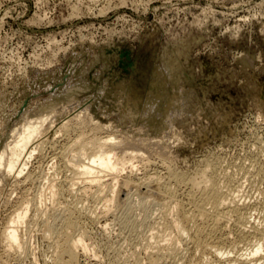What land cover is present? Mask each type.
Masks as SVG:
<instances>
[{
	"label": "rangeland",
	"instance_id": "374dc122",
	"mask_svg": "<svg viewBox=\"0 0 264 264\" xmlns=\"http://www.w3.org/2000/svg\"><path fill=\"white\" fill-rule=\"evenodd\" d=\"M61 125L67 126L66 134ZM30 126L41 130L29 141L30 155L17 164L23 175L0 182V264H54L56 232L50 216L74 206L80 218L75 234L85 233L88 244L80 264H150L151 248L175 241L179 252L167 256L165 250L160 264H228L225 258L237 257L264 262V251L244 255L255 247L252 235L264 233V0H0L4 162L15 157L10 153L14 141ZM109 136L122 142L115 147L126 162L119 181L130 177L145 185L125 191L117 186L112 212L97 220L105 197L75 171L76 164L88 160L64 150L72 139ZM69 157L75 169L64 165ZM169 165L186 177L209 168L206 177L196 176L198 187L216 175L225 193L245 202L252 235L245 238L230 221L217 234L224 240L219 255L198 250L189 235L179 238L163 220L159 193L145 190L148 180L170 181ZM102 175L103 182L110 180L108 173ZM170 188L178 202H185V187L170 182ZM129 198L132 214L141 220L132 231L123 225L122 204ZM24 203L31 207L19 227L20 243L10 245L3 234ZM182 208L177 205L171 216L181 218ZM143 209L151 217L148 227ZM93 212L97 215L91 218ZM155 230L161 238L153 237Z\"/></svg>",
	"mask_w": 264,
	"mask_h": 264
},
{
	"label": "bare ground",
	"instance_id": "6f19581e",
	"mask_svg": "<svg viewBox=\"0 0 264 264\" xmlns=\"http://www.w3.org/2000/svg\"><path fill=\"white\" fill-rule=\"evenodd\" d=\"M57 109V106L56 105H53L52 106V109H53V112L55 111L54 109ZM51 109V111H52ZM62 112V111H61ZM33 121V120H32ZM39 122V121H38ZM30 124V123H29ZM32 124V122H31ZM30 124V125H31ZM41 124V123H39ZM43 124V123H42ZM62 124V123H61ZM64 124V123H63ZM33 125V124H32ZM40 128H41V125H39ZM60 127V131L63 132V134H66L67 131H68V128L66 125H61L59 126ZM70 127V126H69ZM30 129L28 130V132H24L23 135L20 136L19 139H17L16 141H14L15 143L13 144L14 145V148L12 147L11 149L13 150L12 152L10 151V153L14 154L15 157H12L8 160H5L6 162H4V157L2 158V160H0V182L3 183V184H6L11 178L13 177H18L19 175H23V169H22V164L24 165V163L21 164V168H17V166L19 165L20 161L21 160H25L23 158V156L25 154H28L30 155V152L28 153V145H29V141L31 138H33V136L35 137V134L38 133L39 129L38 127H29ZM43 130V129H42ZM70 130V129H69ZM48 131V130H47ZM59 131V130H58ZM43 133V132H42ZM41 133V134H42ZM48 133V132H47ZM40 134V132H39ZM62 134V135H63ZM44 135V134H43ZM40 136V135H39ZM46 136V135H45ZM80 136V135H78ZM83 136V135H82ZM37 137V136H36ZM42 137V135H41ZM63 137H65L63 135ZM110 137V136H109ZM105 137V138H93L92 140L90 141H84L83 139L80 141V140H69L67 142V145H66V150H64L65 152H71L70 154H75V152L77 151V153H79V157L80 158H84L86 157L88 160L87 163H81L80 165L78 164H73L71 165V163L69 162L71 160V162L73 161L72 159H70L73 155H70L71 157H69L67 163L68 164H64V165H68V166H72L74 168V165L76 166V169L75 170L76 172H78L76 175H80L81 177H86L89 181V183L91 182L92 184L91 185H94L93 183L96 184V186L98 187L97 189L100 190L99 193H103L101 197H103L104 195V199H102L97 193H93L94 195H97L98 197L97 198H101V200H105V202H103L104 206L103 208H100L102 210H100V214L97 213L95 214V212L91 213V218L93 217V215H97L95 216V219H100L102 216L103 217H106L108 216V214H110V211L112 210V206L114 204V202L116 203V195H115V189L117 186H120L121 188V191H125V190H128L129 188H133V187H137L138 183H136L133 179H131L130 177H126L125 179L123 180H120L119 181V178L121 177V171L124 169V165H125V160H124V156L121 158V157H117L118 154L115 153V147L117 148L118 146H121L122 145V142L118 143H115L111 141V137ZM47 138V137H46ZM84 138V137H83ZM35 139V138H34ZM38 140V139H37ZM42 140V139H41ZM49 140V139H48ZM65 140V139H64ZM58 141V140H57ZM84 141V142H83ZM31 142V141H30ZM40 142V140H39ZM46 142V141H45ZM48 142V141H47ZM54 142V140H53ZM56 142V141H55ZM62 142V141H60ZM125 142V141H124ZM59 143V142H58ZM66 143V142H65ZM35 144V143H33ZM126 144V143H125ZM12 145V146H13ZM41 145V144H40ZM54 145V144H53ZM57 145V143H56ZM138 145V144H137ZM65 145H62V147L65 149L64 147ZM39 148V147H38ZM54 148H55V145H54ZM62 148V150H63ZM41 149V148H40ZM60 151H61V148L59 147ZM70 150V151H69ZM141 150V149H140ZM138 150V152L140 151ZM37 151V150H36ZM63 152V151H62ZM125 152V151H124ZM135 153L137 152L134 151ZM64 153V152H63ZM141 153V152H139ZM139 153L137 154H133L131 152V154H133L134 158L137 157V159L139 158H142L143 159V156L142 155H139ZM143 153V152H142ZM32 154V152H31ZM58 155V153H56ZM55 154V155H56ZM60 154V153H59ZM67 154V153H66ZM122 154V153H121ZM128 154V153H127ZM56 155V156H57ZM62 155V154H61ZM26 156V155H25ZM64 156L65 158V153L62 155ZM122 156V155H121ZM130 157V156H129ZM161 157V156H160ZM0 158V159H1ZM62 158V157H61ZM63 158V159H64ZM67 158V157H66ZM127 158V157H126ZM131 158V157H130ZM129 158V159H130ZM85 159V158H84ZM132 159V158H131ZM141 159V160H142ZM149 159V158H148ZM65 160V159H64ZM136 160V159H135ZM62 161V160H61ZM22 162H25V161H22ZM153 161H151L152 163ZM73 163V162H72ZM18 164V165H17ZM41 165V164H40ZM78 165V167H77ZM149 165V164H148ZM207 165V164H206ZM133 166V165H132ZM168 166V165H167ZM208 166V165H207ZM24 167V166H23ZM99 168L100 171H96V169ZM134 168V167H133ZM132 168V169H133ZM171 168V169H170ZM205 168V167H204ZM75 169V168H74ZM168 169V168H167ZM209 169V168H208ZM208 169H200L201 172H199L198 174H196V176H203L205 175L206 177V173H208ZM72 170V169H71ZM134 170V169H133ZM211 170V168H210ZM213 170V169H212ZM211 170V171H212ZM73 171V175L74 174V170ZM71 171V172H72ZM75 172V173H76ZM103 172H106L108 173L109 177H110V180H107L108 182H103L104 178H103ZM134 172V171H133ZM132 172V173H133ZM168 172V171H167ZM198 172V171H197ZM219 172V171H218ZM169 177L168 179L170 180L169 182L167 181L165 184L163 182V185L162 184H159L161 182H157V181H154L152 180L151 178V181H154V182H150L149 183V180H148V184H146L145 186V190L147 189L146 187L148 186L149 187V190H152L153 192L155 191L156 193H161V196L158 194V196L163 200V201H160L161 199H159L158 202H161V206H159V208L162 207L163 209V212L161 211L162 214H164L165 216H163V220L166 221V223L171 226L172 230H176V233L178 234V237L183 239L184 235H189L190 238H192L190 240V238L188 237V239L192 242L195 243V245L198 247V250H203V251H212L214 253H218L219 254H223L222 251H224V247H223V243H224V240H222L220 238H218V240L216 239L218 236L217 234L220 232V230L226 225V224H229L230 221H233L236 226H238V228H240V232H242V236L244 235L245 238H248V236L252 235L251 232H249V230H247L246 228V225L249 223H251V220L252 218L250 219L249 217L251 216H247L248 214H246L245 210L247 209L246 208V205L244 203H242L241 200H239V198L237 199L236 196H232V192H231V196L227 193H225L222 189V186H220V183L217 181L216 179V175L214 176L213 175H210L209 178H206V182H207V186L205 187H201L200 183H199V186L200 188L198 187V180H200V178L198 179V177H194L193 175L191 177H186L185 175H181L179 173H177L176 171H174V169L169 165ZM212 173V172H211ZM72 175V176H73ZM106 175V174H105ZM131 175V174H130ZM30 177L32 175H29ZM71 176V177H72ZM158 176V175H157ZM75 177V176H74ZM107 177V175H106ZM225 177V176H224ZM80 178V177H78ZM203 178V177H202ZM201 178V179H202ZM73 179V178H72ZM76 179V178H75ZM106 179V178H105ZM139 179V178H138ZM204 179V178H203ZM208 179V180H207ZM16 180V179H15ZM21 180V179H20ZM74 180V179H73ZM78 180V179H77ZM84 180V181H86ZM141 180V179H140ZM145 182L146 179H144ZM222 180V179H221ZM76 181V180H75ZM201 181V180H200ZM204 181V180H203ZM202 181V182H203ZM17 182V181H16ZM144 181H142L141 183L143 184ZM144 182V183H145ZM170 182L172 183H175L177 184L178 186L182 185L183 188L185 187V193H184V197H185V202L189 205H191V208L188 210V208L186 209V203L183 201H180L178 202V198L175 194V191H173L171 188H170ZM264 182V181H263ZM25 183V182H24ZM66 183V182H65ZM68 183V182H67ZM70 183V182H69ZM73 183V182H72ZM223 183V182H222ZM1 184V185H3ZM76 184V183H75ZM140 184V183H139ZM224 184V183H223ZM145 185V184H144ZM143 185V186H144ZM206 185V184H204ZM141 186V185H139ZM138 186V187H139ZM141 186V188L143 187ZM1 187V186H0ZM95 187V186H94ZM2 188V187H1ZM0 188V189H1ZM54 191L55 192V195L57 196L58 194L60 195V188H58V186H56L54 184L53 186ZM151 188V189H150ZM180 188V187H179ZM224 188V187H223ZM227 188V187H226ZM225 188V189H226ZM3 189V188H2ZM64 189V188H63ZM140 189V188H139ZM79 190V189H78ZM83 192L84 191V188L82 189ZM87 190V189H85ZM90 190V189H89ZM136 190V189H135ZM141 190V189H140ZM148 190V189H147ZM146 190V191H147ZM149 193H151V191H149ZM226 190H229V189H226ZM3 191V190H2ZM72 191V190H71ZM88 191V190H87ZM231 191V190H230ZM229 191V192H230ZM238 191V190H237ZM81 192V193H83ZM227 192V191H226ZM7 193V192H6ZM62 193V192H61ZM80 193V192H79ZM86 193V192H85ZM141 193V192H139ZM137 193V195L139 194ZM145 193V192H144ZM155 193V195H156ZM238 193V192H237ZM4 194V193H3ZM148 194V193H147ZM58 195V196H59ZM63 195V193L61 194ZM86 195V194H85ZM140 195V194H139ZM143 195V193H142ZM146 195V194H145ZM238 195V194H236ZM78 196V194H77ZM141 197V196H140ZM144 197V196H143ZM157 197V196H156ZM3 198V197H2ZM245 198V197H244ZM6 199V198H5ZM75 199V198H74ZM81 199V198H80ZM157 199V198H156ZM98 200V199H97ZM131 199H127L124 203L126 205H124V203L122 204L123 206H125V209H124V212H125V223L123 222V225L125 224V228L128 227L130 228L129 230H131L133 227H138L140 224V221L138 222V220L136 219L137 217L134 216L132 214V204L129 202ZM6 201V200H5ZM148 201V200H147ZM42 202V201H41ZM145 202V201H144ZM151 202V201H150ZM153 203L155 202V199L154 201H152ZM137 203V202H136ZM157 203V200L156 202ZM25 204V203H24ZM29 204V203H28ZM35 204H38L35 202ZM147 204V203H146ZM152 204V203H150ZM159 204V203H157ZM53 205V204H52ZM121 205V206H122ZM156 205V204H155ZM160 205V204H159ZM177 205L183 207L182 209H184L183 213H182V217L180 218H177L175 219V216H171L172 214H170L173 210V208H175ZM185 205V206H184ZM24 206V205H23ZM37 206V205H35ZM44 206V205H43ZM84 206V205H83ZM96 206V205H95ZM139 206V205H138ZM142 206V204H141ZM152 206V205H151ZM175 206V207H174ZM30 207L29 205L26 206L25 204V207H22L20 208V210L13 215V217L11 218L12 220L9 223L8 227L6 228L5 232H4V237H5V240L8 241L10 243V245H13V244H19L20 243V237H19V227H20V224H22V222L26 221L27 219V216H28V213L30 212ZM40 207V204H38V208ZM53 207H56V206H53ZM52 207V208H53ZM102 207V206H101ZM146 207V205H145ZM249 207V206H248ZM36 208V207H35ZM36 208V209H38ZM75 208V209H74ZM74 208H64L65 210H63L64 212L61 213V215H57V214H51L52 216L51 217V221L54 220L51 224L53 225L54 229H55V232H56V241H55V253H54V264H80L78 261L79 260V256L80 254H87V250H88V247L87 245L85 244V238H86V234L85 233H81V234H78L76 235L75 234V230H78V218L79 217H76V207L74 206ZM80 208V207H79ZM141 208V207H140ZM149 208V207H148ZM146 208V209H148ZM35 209V210H36ZM41 209V208H39ZM46 209V208H45ZM48 209V208H47ZM50 209V208H49ZM57 209V208H56ZM53 210V212L56 211ZM98 209V208H97ZM146 209H143L144 210V213L146 215H144L143 217V220L145 219L144 222H147V224H145L147 227H148V224H150V219H149V215H148V211L145 212ZM44 210V208H43ZM52 210H48L50 211L49 213H52ZM58 210V209H57ZM78 210V209H77ZM81 210V209H80ZM92 210V209H91ZM176 210V209H175ZM40 211V210H38ZM46 211V210H45ZM79 211V210H78ZM178 211V209L176 210ZM251 211V210H250ZM44 212V211H43ZM43 212H40L43 214ZM47 212V211H46ZM45 212V213H46ZM58 211H56L57 213ZM112 212V211H111ZM123 212V213H124ZM134 212V210H133ZM44 213V214H45ZM48 213V214H49ZM80 213V212H79ZM78 213V214H79ZM175 213V211H174ZM43 214V216H44ZM77 214V215H78ZM162 214L160 216H162ZM177 214V213H176ZM81 215V214H80ZM100 215V216H99ZM253 215V214H252ZM42 216V215H41ZM42 216V218H43ZM49 216V215H48ZM85 216V215H84ZM152 216V215H151ZM169 216H171L172 218H170ZM36 217V216H35ZM47 214L44 216L45 219L49 218L47 217ZM53 217V219H52ZM136 217V218H135ZM140 217V216H139ZM151 218V217H150ZM50 219V218H49ZM80 219V218H79ZM141 219V218H140ZM162 219V218H160ZM159 219V220H160ZM142 220V221H143ZM152 220V219H151ZM49 221V220H48ZM162 221V220H161ZM163 221V222H164ZM138 222V223H137ZM158 223V221L156 222ZM161 223V222H160ZM233 223V224H234ZM137 224H139L137 226ZM155 224V223H154ZM162 224V223H161ZM161 224H159V228L162 226ZM106 225V224H105ZM109 225V224H108ZM161 225V226H160ZM165 224H163L164 226ZM141 226H143V223H141ZM153 226L155 225H152V229H153ZM157 226V225H156ZM257 226V225H256ZM80 228V227H79ZM158 228V227H156ZM154 228V229H156ZM162 228V227H161ZM166 228V227H165ZM174 228V229H173ZM135 229V228H133ZM167 229V228H166ZM250 229V228H249ZM253 229V228H251ZM139 230V229H138ZM150 230V229H149ZM157 230V229H156ZM155 230V231H156ZM170 230V229H169ZM171 230V231H172ZM259 230V228H258ZM132 231V230H131ZM135 231V230H134ZM154 230H152L153 232ZM169 231V232H171ZM252 231V230H251ZM261 231V230H260ZM257 232V233H254L252 236H253V239H255L256 237V240H253V245L254 243L256 242L255 244V247L249 252L248 248H247V253H244V255H251L253 257L257 256L258 254L262 253L264 251V233L261 231V232ZM142 232V231H141ZM166 232V231H165ZM255 232V231H254ZM160 232L156 231V233H152L153 237L154 238H161L160 235H159ZM172 233V232H171ZM144 234V233H143ZM166 234V233H165ZM241 234V233H240ZM130 235V234H129ZM151 235V236H152ZM163 235V234H161ZM171 235V234H170ZM231 235V234H230ZM172 236V235H171ZM224 236V235H223ZM135 237V236H134ZM145 237V236H144ZM152 237V238H153ZM166 237H169V235ZM129 238V237H128ZM175 238V237H174ZM178 238V239H179ZM187 238V237H186ZM240 238H243V237H240ZM244 238V239H245ZM259 238V239H257ZM147 239V238H145ZM166 239V238H165ZM173 239V238H172ZM176 239H177V236H176ZM175 239V240H176ZM215 239L217 241H215ZM150 240V239H149ZM186 240V239H185ZM188 240V241H189ZM231 240V239H230ZM250 240L252 241V239L249 238V241ZM144 241V240H143ZM148 241V240H147ZM158 241V240H157ZM165 241V240H164ZM169 241V240H168ZM178 241V240H177ZM183 241V240H182ZM187 241V240H186ZM243 241V240H242ZM246 241V239H245ZM255 241V242H254ZM156 242V241H155ZM163 242V240H162ZM170 242V241H169ZM172 242V241H171ZM179 242V241H178ZM157 243V242H156ZM160 243V241H159ZM168 243V242H167ZM130 244V243H129ZM148 244V243H146ZM151 244V243H150ZM158 244V243H157ZM166 244V243H165ZM181 244V243H180ZM193 244V243H192ZM247 244V243H245ZM160 245H162L160 243ZM155 246V248H151L150 249V252L148 251V261L150 262V264H160V262L162 261L161 259L163 258V255H164V251L167 252V256L168 254H170L169 256L173 255V254H176L179 252V245L176 244V241L173 242V243H168L166 244L165 246ZM229 245H232L231 243ZM240 245V244H239ZM248 245V244H247ZM253 245H250V246H253ZM151 246V245H150ZM188 246V245H187ZM233 246V245H232ZM249 246V245H248ZM153 247V246H152ZM183 247V246H182ZM231 247V246H229ZM237 246H235L236 248ZM146 248V247H145ZM232 248V247H231ZM234 249V248H232ZM146 250V249H145ZM152 250V251H151ZM146 251V252H147ZM246 251V249H245ZM183 252V251H182ZM230 251H227V253H229ZM264 253V252H263ZM202 254V253H201ZM131 255V254H130ZM134 255V254H132ZM138 255V254H136ZM86 256V255H85ZM165 256V255H164ZM206 256V255H205ZM139 257V256H138ZM264 257V256H263ZM135 258V257H134ZM167 259V258H166ZM227 259L226 262L228 264H230L232 262V264H247V263H251V262H254V263H257L255 261L257 260H254V258H245V257H237V258H233V259H229V258H225ZM135 260V259H134ZM161 260V261H160ZM172 260V259H171ZM261 261H263V259H261ZM137 262V261H136ZM139 262V261H138ZM137 264H140L138 263ZM171 262V261H170ZM224 263V262H223ZM264 263V262H263ZM262 263V264H263ZM124 264V263H123ZM134 264H135V261H134Z\"/></svg>",
	"mask_w": 264,
	"mask_h": 264
}]
</instances>
